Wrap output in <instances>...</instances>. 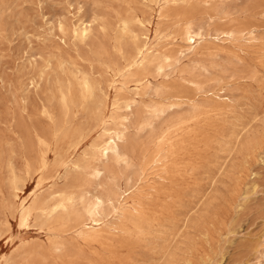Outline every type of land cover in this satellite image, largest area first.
Listing matches in <instances>:
<instances>
[{
  "label": "rangeland",
  "instance_id": "1",
  "mask_svg": "<svg viewBox=\"0 0 264 264\" xmlns=\"http://www.w3.org/2000/svg\"><path fill=\"white\" fill-rule=\"evenodd\" d=\"M0 264H264V0H0Z\"/></svg>",
  "mask_w": 264,
  "mask_h": 264
},
{
  "label": "bare ground",
  "instance_id": "2",
  "mask_svg": "<svg viewBox=\"0 0 264 264\" xmlns=\"http://www.w3.org/2000/svg\"><path fill=\"white\" fill-rule=\"evenodd\" d=\"M60 32L63 35L67 34V29L64 24H60L59 27ZM91 23L90 21H82L78 25L75 26L73 30V34L76 37H82L84 39L88 38L91 33ZM206 33V32H205ZM228 37H233L232 32L225 33ZM216 37V36H215ZM184 38L188 43H190V48L195 49L198 44L201 43V40L204 38V32L202 28H188L184 31ZM211 39V38H210ZM217 39V38H216ZM196 44V45H192ZM151 51H148V48H138L136 54L133 56V59L129 66L135 67L138 70L145 68L146 63L149 62V56L151 55ZM85 91L93 93V84L90 79L85 78L82 82ZM78 104L74 101L73 97H71L68 93L63 92L61 97V113L65 117H70L73 113V108ZM127 108L131 109L132 105L127 104ZM49 112V111H48ZM46 111V113H48ZM77 113V112H76ZM83 119V118H82ZM86 119V118H85ZM110 141H108L103 149L101 150L102 155L105 157H109L110 155L114 156L117 159L124 160L127 158V153L124 148L121 147L120 141L124 140V132L122 129L114 131V135L109 136ZM43 169H47V163L43 162ZM98 174L101 173V170L97 171ZM14 170L13 166L10 165V178L9 183L10 186L17 190L19 188V183L22 181ZM129 190V189H126ZM124 192V191H123ZM16 196V194H15ZM74 200V197L68 196L64 193L63 190L56 191L51 194V199H45L40 201L35 208L33 209L36 218L40 219H52L58 214L65 213L70 206V203ZM105 205L106 200L102 195L94 196V205L90 207L87 212L89 214V220H91L95 225H101L99 218L100 216L105 215ZM31 212H26L22 215V219L24 222H28L32 218ZM86 225V224H85ZM87 227V226H86ZM89 232L94 231L93 229H97L96 227H87Z\"/></svg>",
  "mask_w": 264,
  "mask_h": 264
}]
</instances>
